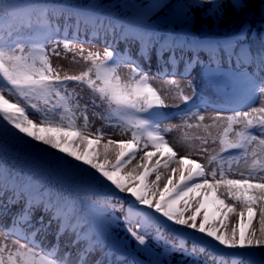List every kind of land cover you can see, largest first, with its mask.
<instances>
[{
    "label": "snow or ice",
    "instance_id": "6c2138e0",
    "mask_svg": "<svg viewBox=\"0 0 264 264\" xmlns=\"http://www.w3.org/2000/svg\"><path fill=\"white\" fill-rule=\"evenodd\" d=\"M198 3L215 4L218 13L223 12L225 3H230L234 10L239 8L240 11L247 6V0H198ZM217 18L222 17L218 15ZM63 48L65 52L73 53V62H78L79 58L88 67L78 74H61L60 70L53 67L51 57L43 46L25 48L22 45H0V120L6 121L17 133L31 141L46 145L87 169L94 170L91 174L95 179L107 182L109 187L119 193L129 194L134 198L133 204L152 209L166 221L201 234L197 239L203 238L207 243H214L227 250L264 247V98L258 107L249 111L236 112L226 117L214 116L211 124H204L206 118L202 115L197 117L199 123H186L189 129L203 127L206 137H196L203 144H207V137L212 136L211 128L223 129L218 140L220 152L209 160L210 163L216 161L219 167L209 170L207 165L191 159L190 155L178 157L158 127H152L147 119L135 117V113L167 107L160 94L161 90L150 83L146 74L133 66L127 78L123 77L120 74V62L113 60V52L108 49L101 53L77 48L70 42H65ZM52 54L61 55L55 49ZM67 82H75L89 89L93 93L91 102L94 106L98 100L107 106L111 115L140 131H134L128 141L108 139L102 153L81 150L76 140L86 142L88 146L99 144L103 133L98 129L95 139H89L92 133L88 131L86 105L83 125L77 126L75 109L80 107L79 97L68 92ZM170 83L177 88V98L187 103L190 97L174 80ZM260 91L264 93V87ZM29 108L37 114L36 118L30 115ZM57 109L61 110L58 114ZM145 138L143 147L151 145L154 151H145L140 157L145 163L137 167H142L143 172L138 175L132 172L122 175L123 168L137 158L135 153ZM212 142L216 143L217 139L213 137ZM231 150H239L245 161L251 156L247 172H233L231 160L227 161L228 167L225 170L224 164L220 163V154ZM110 151L116 152L115 162L109 159ZM203 151L207 152L208 149L204 148ZM157 153L161 157L165 153L168 155L163 167L168 168L170 163L177 164V167L170 169L171 175L167 177L163 189L158 187L161 179L159 172L151 184L145 183L152 171L161 166L158 159L154 168L148 167ZM176 174H179V178L174 183ZM192 200H195L197 206L190 216L185 217L184 213L189 210ZM181 201L185 205L183 210L178 207ZM32 207L33 203L29 202L14 217L12 228L0 227V264H73L71 253L60 256L58 241L64 235L63 223L56 233L57 243L50 247L43 244V238L36 239L41 231H47L48 225H43V217L42 228H35L25 234L23 239L19 237V225L32 227ZM257 213L258 228L253 227ZM230 217H236V222L229 227ZM53 219L58 220L59 217L54 214ZM128 231L139 245H145L146 240L142 234L131 227ZM13 233L17 237L9 240V235ZM76 243L78 241H73V244ZM193 251L205 255L206 264H222L207 249ZM90 254L89 249L80 251L75 264H89ZM232 264L237 262L233 261Z\"/></svg>",
    "mask_w": 264,
    "mask_h": 264
},
{
    "label": "rangeland",
    "instance_id": "374dc122",
    "mask_svg": "<svg viewBox=\"0 0 264 264\" xmlns=\"http://www.w3.org/2000/svg\"><path fill=\"white\" fill-rule=\"evenodd\" d=\"M137 1L142 5L144 4V0ZM171 2L172 3H169L170 5L168 7L170 9V19H172V17L175 19L178 17L184 19L186 22L183 23L181 27L201 37H206L201 35L203 25L211 27V32L213 33L219 32L222 27L226 28V26L229 27V25L235 26V32H237L241 24L246 25L248 27V34L238 43L237 49L239 50L236 52V55L233 57L227 56L224 58L225 60L220 59V64L217 65H212V63L210 65V63L207 62L199 64V60L196 58L198 64H195L193 67L191 66L192 69H183L182 67L181 70L176 72L163 74V71L157 70L153 63V55L156 53L159 43H161L160 48L165 47V49H169L171 43L175 41L176 43L178 42L186 46L193 43V37L188 34L179 37L181 27L178 24L175 25V28L165 30L159 36L146 35L139 43L133 44L128 43V40L124 39L125 35L123 34V29L107 18L95 17L84 21L78 17L73 20L61 13L44 12L42 14V22L46 26L47 31L38 35L45 39L46 43L43 47L50 55L53 67L60 70L61 74L65 72L73 75L78 74L88 67V65H86L83 60H79V58H77L78 62H73V53L65 52L63 48L65 42H70L77 48L83 47L101 53H103L105 49L111 50L113 52V60L120 62V74L125 78H127L133 66L137 67L138 70L148 76L150 83H152L154 87L161 90L160 94L164 98L167 107L156 108L163 112L157 119L162 127V133L165 139L177 152L178 157L190 155L191 159L207 165L209 170L211 168H218L219 164L216 161L210 163L209 160L211 156L217 155V153L220 152L218 140L219 134L223 129L219 127L211 128L210 131L212 136L207 137V144H203L201 139L196 138L197 136L201 138L206 137L203 127H193L189 129L186 127V123H199L197 117L202 115L206 118L204 124H211L213 122L211 118L214 116L219 115L226 117L236 112L249 111L251 108L260 105L261 99L264 98V93H261V91L258 100L247 108L241 110L228 109L229 106L234 105L235 96L242 88L234 79L233 73L239 70H253L255 72L260 70L264 72V8L261 0H247V6L244 8L243 12L238 13V8L234 10L230 3H225L223 12L218 13L217 6H214V4L198 3V1L196 3H190L189 0H171ZM186 3H188L190 9L186 6ZM176 10L184 11L177 13ZM251 11H253V13ZM218 15L222 18L218 19ZM239 18L242 19L239 20ZM175 19L173 20L174 22H176ZM191 19L193 20L194 27L189 23ZM216 22H220L221 25L216 24ZM65 25L69 27V32L63 35L61 30ZM100 31H104V33L111 31L114 35H111L108 39H100L96 36ZM50 32H52V35ZM167 38L170 39L171 42L164 43ZM155 42H157V46H154ZM53 49L61 53V55H53ZM142 52L148 56L146 65L128 59L135 58L137 60V57L141 56ZM244 52H247L248 55L244 56ZM125 55L128 56V58H126ZM178 56L181 55L178 54ZM193 56L194 55H187V61L192 63ZM205 69L211 70L210 77L204 76ZM261 76L262 79H259L252 73L250 83L258 84L261 89L264 87V76L262 74ZM173 80L184 90L185 94L190 97L187 103L177 98V88L170 83ZM189 85H191V87H189ZM67 90L79 97L80 107L75 109L77 126L83 125V113L86 105V114L89 124L88 131L92 133L89 139H95V134L98 129L103 133V138L100 140L99 144L94 143L88 146L86 142L76 140V145H78L81 150L86 149L102 153L103 145L107 143L108 139L117 142L128 141L131 139L134 131H140L131 128L123 120L111 115L107 106L100 103L98 100L96 106H94L91 102L93 93L83 85L69 82ZM53 99L55 100L54 97ZM28 110L30 115L36 118L37 114L30 108ZM60 111V109H57L56 113L58 114ZM153 111L154 110L151 109L148 112L135 113L134 115L141 119L145 117L152 118ZM217 123L219 124L220 122ZM165 129L170 130L165 131ZM254 131L258 132V130ZM213 137L217 139L216 143L212 142ZM145 142L146 138L142 140L138 146V150L135 153L137 158L123 168L122 175L129 172H132L133 175H138L143 172L144 169L142 167H137L138 164L145 163H140V157L143 156L145 151H154L151 145H149L148 148H144L143 145ZM40 145L49 156L57 152L46 145ZM204 148H207L208 151H203ZM161 151H163V149H161ZM220 155V163L224 164L225 170H227V161L229 160L233 162L232 170L236 173L240 171L247 172L251 165V156L245 161V159L241 158L240 152L236 150H231L230 152ZM165 157L168 160L167 153H165ZM102 159L103 157H101V160ZM109 159L115 162V151H110ZM137 160L139 163H137ZM236 161H239V163H236ZM173 164L175 163H170V165ZM148 167H153L152 162L148 163ZM156 174L157 170L152 171L145 183L151 184V182L155 180ZM209 180H211V177H209ZM137 183L139 182L137 181ZM160 189H163V187ZM3 192L4 193L0 194V227H13L15 222L14 217L21 213L29 202H32L33 207L31 209L30 220L32 227L28 225H19V237L23 239L25 234L30 233L35 228H42L41 217H43V225H48L47 231H41L36 239L40 240L43 238V244L46 247H50L57 243L56 233L59 225L63 223L65 227L64 235H62L58 241L60 256L62 257L64 253H71L70 259L73 264H75L77 254L85 249L91 251L88 257L89 264H93V262H95V264H136L130 258L120 257L112 250L111 244L126 248L134 252L133 254L136 256H142L154 264H206V256L200 253H194L193 251L194 249L201 248L207 249V252L220 260L222 264H232L233 261H236L237 264H246L244 260H240L235 256L219 255L197 241L182 235L180 232L178 234L169 228H158L154 224V219H148L146 214L131 210L132 206L129 200L132 199V197L129 194L126 197L114 195L102 197L101 204L106 208L104 212L105 214L107 213L111 224L110 233L107 234L108 243L98 244L88 232L89 218L80 219L76 206L72 205L69 209H65L63 216L59 215V219L57 220L53 219V215H58V212L56 210H47L45 207V199L43 200L41 197H36L30 198L29 202L26 200L11 202L7 199L5 190ZM158 198L159 193H157V199ZM196 199H199V197ZM196 206L195 200H192L189 210L184 213L185 217L190 216ZM178 207L181 210L184 209L185 205L183 201L180 202ZM97 212L102 213L101 208H97ZM49 222L51 223L49 224ZM197 223H199V218ZM171 225L175 226L172 222ZM129 227L144 236L146 240L145 245L138 244L128 231ZM253 227H259L257 222L255 223V220L253 221ZM16 237V233L10 234L9 240H13ZM73 241H78V243L75 244L74 248H71ZM181 246L183 247L181 248ZM254 249L260 254V257L264 258V247Z\"/></svg>",
    "mask_w": 264,
    "mask_h": 264
},
{
    "label": "trees",
    "instance_id": "16d2710c",
    "mask_svg": "<svg viewBox=\"0 0 264 264\" xmlns=\"http://www.w3.org/2000/svg\"><path fill=\"white\" fill-rule=\"evenodd\" d=\"M55 1L81 3L85 0ZM39 3L37 0H0V45L26 47L31 44V35L42 29L38 22L39 14L30 9V17L25 19L13 17L10 10L34 7ZM99 3L107 8V0H99ZM170 21L169 15L159 16L162 25ZM92 172L62 153L46 156L40 144L17 133L6 121L0 120V185L1 189L14 192L8 194L10 201L20 200L21 191L27 187L25 191L29 195L46 198L48 207L58 213L63 214L65 209L76 204L83 217L85 206L98 202L97 196L125 195L114 188L105 187L106 182L95 179Z\"/></svg>",
    "mask_w": 264,
    "mask_h": 264
},
{
    "label": "bare ground",
    "instance_id": "6f19581e",
    "mask_svg": "<svg viewBox=\"0 0 264 264\" xmlns=\"http://www.w3.org/2000/svg\"><path fill=\"white\" fill-rule=\"evenodd\" d=\"M111 31H109V32H107V33H104V31H100L99 33H97L96 34V36L98 37V38H100V39H105V38H110V36L111 35H114V33H112ZM125 57L126 58H128V56H126L125 55ZM148 56H145V55H141V56H139V57H137V60L134 58H128V59H130V60H134V61H138L139 63H141L142 65H146V63H147V58ZM159 67H160V65H159ZM253 73L256 75V77L257 78H259V79H262V76H261V74L264 76V72H262V71H257V72H255V71H253ZM160 160V164H161V166H159V167H156L155 168V170L154 171H156L157 170V172H159L160 174H161V179H160V181L158 182V185H159V187L161 188V187H164V184L167 182V177L169 176V175H171V171H170V169L171 168H174V167H177V165H175V164H173V165H170L169 164V167L168 168H165V167H163V165H164V163L167 161V158L165 157V155H164V157H161L160 156V154H157L155 157H153L152 158V165H153V167H151V168H154V166H155V162H156V160ZM143 162H145L144 160H140V163H143ZM137 163H139V161L137 160ZM185 174H187V172L185 173ZM179 178V174H176V176L174 177V183H175V180L176 179H178ZM236 222V217H230V220H229V225L231 226V224H233V223H235ZM257 222V224H258V218L255 220V223ZM70 244V243H69ZM72 244V243H71ZM72 247L71 248H74L75 247V244H72L71 245Z\"/></svg>",
    "mask_w": 264,
    "mask_h": 264
}]
</instances>
